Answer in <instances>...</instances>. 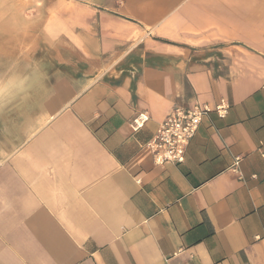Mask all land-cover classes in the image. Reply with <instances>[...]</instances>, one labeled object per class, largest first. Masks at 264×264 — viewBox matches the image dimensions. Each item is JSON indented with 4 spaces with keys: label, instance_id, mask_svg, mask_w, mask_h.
I'll use <instances>...</instances> for the list:
<instances>
[{
    "label": "crops",
    "instance_id": "crops-1",
    "mask_svg": "<svg viewBox=\"0 0 264 264\" xmlns=\"http://www.w3.org/2000/svg\"><path fill=\"white\" fill-rule=\"evenodd\" d=\"M0 14L48 15L31 44H0V264H264V0ZM222 99L185 162L157 166L172 110Z\"/></svg>",
    "mask_w": 264,
    "mask_h": 264
},
{
    "label": "built area",
    "instance_id": "built-area-1",
    "mask_svg": "<svg viewBox=\"0 0 264 264\" xmlns=\"http://www.w3.org/2000/svg\"><path fill=\"white\" fill-rule=\"evenodd\" d=\"M230 107V103L222 99L214 109L205 104H197L192 109L174 108L159 125L154 139L148 144L155 164L161 167L166 164H183L186 160L187 148L196 136L203 119L211 112H215L220 119H225ZM148 121V113H141L137 117L140 127ZM240 160L237 158L235 161L233 169L236 172ZM257 240L264 242V233Z\"/></svg>",
    "mask_w": 264,
    "mask_h": 264
},
{
    "label": "rangeland",
    "instance_id": "rangeland-1",
    "mask_svg": "<svg viewBox=\"0 0 264 264\" xmlns=\"http://www.w3.org/2000/svg\"><path fill=\"white\" fill-rule=\"evenodd\" d=\"M48 15L45 14H0V44L8 37L16 42L31 44L43 28ZM28 48H31L29 46Z\"/></svg>",
    "mask_w": 264,
    "mask_h": 264
}]
</instances>
